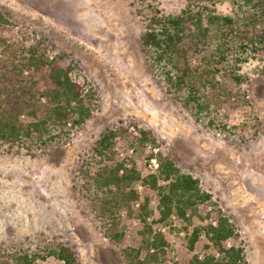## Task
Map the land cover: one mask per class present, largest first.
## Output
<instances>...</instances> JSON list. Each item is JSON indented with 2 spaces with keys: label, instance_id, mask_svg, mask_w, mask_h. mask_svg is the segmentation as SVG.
<instances>
[{
  "label": "rangeland",
  "instance_id": "1",
  "mask_svg": "<svg viewBox=\"0 0 264 264\" xmlns=\"http://www.w3.org/2000/svg\"><path fill=\"white\" fill-rule=\"evenodd\" d=\"M234 3L0 0L28 29L30 42L43 35L53 51L70 55L76 63L71 76L84 86L91 103V115L63 144L26 148L0 138V255L62 242L74 250L80 264H131L125 250L141 244L135 230L139 221L128 219L123 211L119 227L126 232L125 239H112L95 198L101 191L91 185L95 170L84 162L90 161L92 146L108 128L128 126L149 131L156 140L150 149L200 179L201 189L216 203L209 209H222L239 230L246 264H264V51L250 52L242 63L239 85L226 74H216L218 86L207 85L200 93L208 100L215 95L220 99L200 110L177 98L164 68L153 63L141 38L152 14L178 15L189 5H206L217 13L245 15V8ZM6 35L12 38L11 33ZM186 57L197 64L203 55L188 48ZM117 151L121 157L125 154L120 145ZM132 158L143 177L157 173V158L147 161L141 150ZM88 165L86 174L81 169ZM137 189L143 191V185ZM152 204H158L155 194ZM170 223L162 231L168 235L171 261L183 264L188 238L201 220L195 216L187 223L174 218ZM205 239L202 235L193 251L201 257L210 252L219 257L205 246L212 244ZM42 262L59 260L51 256Z\"/></svg>",
  "mask_w": 264,
  "mask_h": 264
},
{
  "label": "trees",
  "instance_id": "2",
  "mask_svg": "<svg viewBox=\"0 0 264 264\" xmlns=\"http://www.w3.org/2000/svg\"><path fill=\"white\" fill-rule=\"evenodd\" d=\"M233 2L245 8V15L232 16L211 11L206 5H189L178 15L152 14L142 34L151 60L164 68L171 89L187 106L193 103L203 110L218 102L219 95L208 100L201 95V89L207 85L217 87L215 76L219 72L226 74L232 83L241 84L242 63L248 60L251 51H264V0ZM6 33H11L12 38ZM30 38L28 29L19 25L16 15L0 5V138L19 147H55L66 142L91 115L89 94L72 78L76 63L66 51H53L43 35L32 42ZM188 48L202 53L197 64L186 57ZM136 129L108 128L92 146L93 163L84 161L95 170L91 185L101 191L95 198L110 224L112 239L119 242L125 239L126 232L119 227L123 211L128 219L135 217L139 221L135 230L136 240L141 244L125 250L129 262L179 264L171 261L172 250L162 227L171 224L174 218L191 223L197 216L201 224L188 238L183 264H246L239 230L222 209H209L216 203L210 192L201 189L200 179L182 171L174 159L162 152L155 153L148 147L156 142L150 132ZM119 145L125 149L122 157L117 151ZM130 148H134L133 152L141 150L147 161L157 158V173L143 177ZM90 165L81 171L89 174ZM140 183L143 191L137 189ZM154 194L157 205L152 204ZM206 220L209 221L205 223ZM202 235L205 242L212 243L205 246L219 252V257L215 252L201 257L193 251ZM229 240L232 244L227 246ZM51 256L59 260L57 264H80L74 250L62 242L33 251H5L0 255V264H46L42 261Z\"/></svg>",
  "mask_w": 264,
  "mask_h": 264
},
{
  "label": "built area",
  "instance_id": "3",
  "mask_svg": "<svg viewBox=\"0 0 264 264\" xmlns=\"http://www.w3.org/2000/svg\"><path fill=\"white\" fill-rule=\"evenodd\" d=\"M154 163H156V159H153ZM156 169H158V164L156 163Z\"/></svg>",
  "mask_w": 264,
  "mask_h": 264
}]
</instances>
